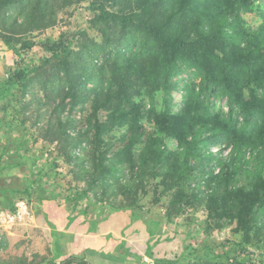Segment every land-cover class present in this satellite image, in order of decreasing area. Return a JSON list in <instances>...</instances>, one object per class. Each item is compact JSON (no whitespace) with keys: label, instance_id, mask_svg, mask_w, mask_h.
<instances>
[{"label":"trees","instance_id":"16d2710c","mask_svg":"<svg viewBox=\"0 0 264 264\" xmlns=\"http://www.w3.org/2000/svg\"><path fill=\"white\" fill-rule=\"evenodd\" d=\"M73 4H82L89 25L117 52L111 77L93 91L91 107L80 117L74 111L86 95L83 79L94 74L76 69L66 33L57 41L34 39L56 24L62 8ZM134 32L154 44L148 61L123 44L126 34ZM0 39L14 54V68L0 78L4 95L18 96L27 107L34 75L49 68L53 75L64 72L68 85L50 116L37 114V121H45L44 139L54 149L44 153L40 166L41 151L33 149L29 162H34V176L24 189L0 184L5 209L15 210L13 194L28 197L52 228L57 247L64 230L88 223L84 233L103 234L104 251L110 250L113 233L107 232L115 228L114 213L131 211L137 219L147 209L170 224L176 219L198 224L209 237L227 229L220 243L223 252L219 245L206 246L207 256L221 264L264 263V0H0ZM122 54L126 61L119 60ZM187 68H196L227 98L232 111L228 119L214 114L203 90L194 86L187 87L182 107L175 110L177 77ZM133 70L145 73L152 100L163 91L160 108L152 103L147 108L145 98L135 97ZM23 135L15 137L16 149H0V181L6 155L26 156L27 132ZM63 172L71 178L67 188L59 180ZM130 225L125 221L123 228ZM152 232L149 227L148 234ZM153 248L149 239L147 255L155 258ZM196 250L191 253L204 256ZM119 252L120 257L133 256L128 248L125 254ZM19 260L92 264L86 256L62 257L60 252L38 262Z\"/></svg>","mask_w":264,"mask_h":264},{"label":"rangeland","instance_id":"374dc122","mask_svg":"<svg viewBox=\"0 0 264 264\" xmlns=\"http://www.w3.org/2000/svg\"><path fill=\"white\" fill-rule=\"evenodd\" d=\"M89 17L90 15L82 8V4L68 5L60 10L54 26L49 27L34 38L40 42L46 39L57 41L62 33H66L72 39L71 46L76 69L78 71L88 69L91 71H88L89 73L94 74L95 78L83 79L85 83L83 91L86 95L79 106L75 108L74 112L78 117L89 111L88 109L92 104L93 91L99 86L106 85L107 81L105 80H109L111 77L113 63L117 59L114 44L108 42L99 30L89 25ZM123 41L125 46L129 44V47L142 52L145 55L144 60L148 61L149 54L154 49L152 40L141 33L134 32L127 33ZM147 56L148 59L146 58ZM118 57L120 61H126L124 54L118 55ZM13 68V50L0 39V78L8 77L9 71ZM133 71L132 78L134 79L135 88L132 91L135 97L139 99L145 98L147 108H150L151 103L160 108L163 104V91L158 94L155 93L152 100V94L150 93L152 88L149 80L145 79V73ZM61 73V75H56V73L53 75L50 68L46 71L36 72L32 81V93L28 96L30 104L27 107L19 102L20 98L18 96L15 97L16 95L10 94V92L4 95L6 86L0 81V149L10 145V150H14L17 148L15 137L24 136L25 131L28 136V149L25 151L26 156L24 158H21L18 154L5 156L1 185L6 182L5 187H14L13 185L19 184V188L24 189V183L34 176V171L32 170L34 162H29L33 149L41 151L42 159L38 166L44 163V153L54 149L55 146L50 145L44 139L43 127L45 121H37L39 118L37 114L43 117L50 116L53 109L63 100V93L66 90L64 85H66V88L68 85L66 74L64 72ZM177 80L179 88L173 93L175 110L182 107L183 101L186 99L187 87L191 88V86H194L198 92L203 90V98L211 106L214 114L218 113L224 119H228L230 114H232L227 98L223 97L220 91L215 89L196 68H187L179 74ZM70 101L71 98H68L67 102ZM6 105L8 107L4 108ZM69 106L66 108L65 113L69 111ZM46 110L48 111L47 113ZM7 122L12 123L13 127H9ZM23 123H25L26 127L25 125L24 127L21 126ZM24 128L27 130L24 131ZM72 131L74 132L75 130L72 129ZM34 139L38 141L35 142ZM19 162L22 164H19ZM6 164L7 166L5 167ZM70 179L65 172L59 176L64 188L68 187ZM34 187L39 190L38 184ZM22 195L25 197V194ZM11 197L15 200L14 211L4 208L5 196L0 193V264H6L8 260H11L13 264H23L19 260L21 257L38 262L43 256L52 258L57 255V252H60L62 257L70 255L86 256V252L78 253L79 251H76L71 246L77 236L76 234L65 233L60 243L61 248L57 247L54 244L52 228L47 227L44 217H39L37 212L31 207L28 197L19 198L21 197L19 195L16 198L17 196L14 194ZM155 212H150L147 209L140 211L139 215L141 217L137 219L131 214V211L114 213L111 223L115 225V228L112 229L113 236L108 241V246L111 250L108 254L103 252V264H115V261H118L119 258L122 259L121 264H147L146 257L153 260L155 258L177 259L179 261L177 264H221L219 259H211L207 256L209 250L206 246L216 247L219 245L217 250L223 252L225 249L220 243L225 240V236L228 234L227 229L218 232L213 237H209L201 231L198 224L188 226L182 224L181 219H176L170 224L165 220H159L160 216H157ZM125 221L130 222L131 225L123 228ZM87 225L89 224H81L78 232H83ZM77 226L78 224L74 223L71 226V230ZM149 227L153 231L151 235L148 234ZM58 229L63 230V227L59 226ZM54 233L56 234V232ZM149 239H151L154 246L155 258L147 255ZM104 241L106 242L105 238ZM121 243L124 246H121ZM186 247H190L191 250L195 248L197 249L195 253L198 251V255L204 256L197 258L196 255L191 253V250H186ZM127 248L130 249L133 256L124 258L116 255V250H120L119 254H125L127 253ZM258 257L260 256L257 254L255 258ZM58 261H61V259H58ZM255 264L260 263L256 261Z\"/></svg>","mask_w":264,"mask_h":264},{"label":"crops","instance_id":"0c3cea01","mask_svg":"<svg viewBox=\"0 0 264 264\" xmlns=\"http://www.w3.org/2000/svg\"><path fill=\"white\" fill-rule=\"evenodd\" d=\"M112 220V219H111ZM109 225H111L109 223ZM86 229V228H85ZM83 229V232H78V227L75 229H68L64 230L66 234H76L77 236L73 240L72 248H74L76 251H79L78 253L86 252L87 259L92 264H103L104 259L102 256H104L103 252L107 253L111 250H108L107 252L103 250V245L105 243L103 234H85ZM112 229L114 227H109L108 232H112ZM104 234H106L104 232ZM92 239V240H91ZM70 246V247H71ZM102 249V250H101ZM122 259L119 258L118 261H115V264H121Z\"/></svg>","mask_w":264,"mask_h":264},{"label":"built area","instance_id":"2783aa9c","mask_svg":"<svg viewBox=\"0 0 264 264\" xmlns=\"http://www.w3.org/2000/svg\"><path fill=\"white\" fill-rule=\"evenodd\" d=\"M147 264H157L155 260L146 257Z\"/></svg>","mask_w":264,"mask_h":264},{"label":"water","instance_id":"95a60500","mask_svg":"<svg viewBox=\"0 0 264 264\" xmlns=\"http://www.w3.org/2000/svg\"><path fill=\"white\" fill-rule=\"evenodd\" d=\"M70 264H80V263H78V262H72V263H70Z\"/></svg>","mask_w":264,"mask_h":264}]
</instances>
